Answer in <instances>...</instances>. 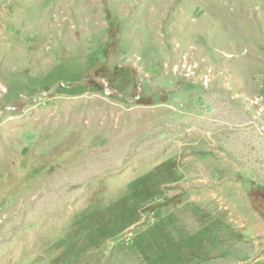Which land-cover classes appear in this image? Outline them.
I'll use <instances>...</instances> for the list:
<instances>
[{"label":"rangeland","instance_id":"obj_1","mask_svg":"<svg viewBox=\"0 0 264 264\" xmlns=\"http://www.w3.org/2000/svg\"><path fill=\"white\" fill-rule=\"evenodd\" d=\"M171 262L264 264V0H0V264Z\"/></svg>","mask_w":264,"mask_h":264},{"label":"trees","instance_id":"obj_2","mask_svg":"<svg viewBox=\"0 0 264 264\" xmlns=\"http://www.w3.org/2000/svg\"><path fill=\"white\" fill-rule=\"evenodd\" d=\"M132 221H133V220H132ZM132 221H131V222H132ZM158 223H161V220H157L155 223H153V225H152L149 229L153 228V227L156 226V224H158ZM129 224H131V223H129ZM203 231H204L203 229L196 231V232L193 233L192 235L186 237L183 243H184L186 246H188V247H190V246H192V245H194V246L196 245L195 247H196L198 250H201V249H202L201 246H202V244H203V240H205V233H204ZM116 234H117V233H115V234H110V235L107 236L106 239H110V238L114 237ZM136 241H138V240H136ZM98 243H99V241L96 242L95 245L97 246ZM180 243L182 244L181 241H180ZM155 260H156V259H154V260H152V261L154 262ZM169 260H172V259H169ZM171 264H172V262H171Z\"/></svg>","mask_w":264,"mask_h":264}]
</instances>
